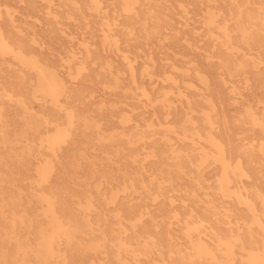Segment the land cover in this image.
<instances>
[{"label": "rangeland", "instance_id": "1", "mask_svg": "<svg viewBox=\"0 0 264 264\" xmlns=\"http://www.w3.org/2000/svg\"><path fill=\"white\" fill-rule=\"evenodd\" d=\"M248 14L263 41L242 39ZM1 16L21 30H0L16 49L0 48V158L30 160L33 201L0 209V264L264 259V0H0ZM71 145L84 171L63 170Z\"/></svg>", "mask_w": 264, "mask_h": 264}, {"label": "bare ground", "instance_id": "2", "mask_svg": "<svg viewBox=\"0 0 264 264\" xmlns=\"http://www.w3.org/2000/svg\"><path fill=\"white\" fill-rule=\"evenodd\" d=\"M126 2H130L131 0H125ZM94 7L99 10L100 9V5L98 3V1L94 2ZM248 29L251 30H242L241 31V35H242V39L249 43V42H253V44L255 42H261L263 41V38L261 36V31H259V28L256 25V18L253 16V14H248ZM85 17H88V15H85ZM152 21L153 22H160V18H158L157 16L153 15L151 16ZM13 28H18V30H21L19 27H17L16 23L14 22L13 18H10L9 21H5L4 18L1 16L0 17V30H12ZM131 27L128 26H123L121 28V30H129ZM0 48L2 50V52L5 53H12L15 55V51L16 49L13 48L12 46L9 45V43L5 40V38L3 37L1 31H0ZM20 53H21V49L19 48ZM17 58H19L20 60H23V57L21 56V54L16 55ZM49 90L51 95H56L59 94L61 91H58L59 89H62L59 87L58 83H52L48 85ZM58 91V92H57ZM64 92L66 93V90H64ZM1 95V93H0ZM23 106H26V104L23 102L22 103ZM1 107V106H0ZM70 115H73V112H69ZM1 120V118H0ZM47 123H49V121H46ZM28 127L29 130L32 131V133L38 128L37 124L34 121H29L28 122ZM30 133V132H29ZM30 135V134H29ZM123 137H126L127 139H131L130 137H128V135L124 134ZM143 135L137 134L136 138H143ZM59 136H55L54 141H56V139H58ZM209 143H211L214 147L219 148L218 140L216 137L211 136L210 139L208 140ZM8 142L6 140V144L5 146H7ZM32 150V149H31ZM32 155V154H31ZM123 160L120 162L121 165H117L116 169H111V173L114 179L117 178H123L124 180V184H126L128 181L132 180V168L131 166L128 164V156H122ZM20 158V157H18ZM82 160L88 161L89 158H87V156L85 155H80L77 156L76 154V146L75 145H71L70 148L67 149V153L64 155L61 163L63 165V170H66L67 166L71 165L73 167H75V164H78V166H76V169H82L81 163ZM30 161L29 159H27V161H21L18 160L17 158H5V157H1L0 158V209H2L3 205L7 204V207H13V208H18L19 206L22 207H26L28 205L32 204V196L29 195L28 189L25 187V183L30 180V163L28 162ZM189 162H193L192 160H189ZM186 161H182L179 160V162L177 163V167L179 169V171L184 172L186 169ZM115 168V167H114ZM84 171V170H83ZM95 172H101V170L99 168H96ZM51 190H53V193H57L58 191L60 192L61 190H63L62 186L59 185H54L52 186ZM41 201L45 202V203H49V204H55L58 202L57 197H49V196H42V199H40ZM6 202V203H5ZM122 210H125L126 207L123 206L121 207ZM51 215H54L55 221L58 224V229L61 230V235L63 234V232L67 229L66 225L64 224V219L60 216V214L55 210V208H53V211L51 212ZM118 217L119 219H126L125 214L123 215L122 212L118 213ZM43 229L41 230V232L38 234V236L42 233ZM8 235V234H7ZM6 235V236H7ZM19 235L17 234L16 237H18ZM65 236L68 237V241L72 240V234L69 232L65 233ZM39 240L40 237H39ZM53 244V243H52ZM120 246L124 249H126L127 252L131 251L130 247L127 248L126 243L121 242ZM155 246H158L155 243ZM52 247V245H51ZM145 251H147V246L144 248ZM141 254H144L143 252ZM40 260V259H39ZM41 264H46L45 262L41 261ZM252 264H264V259L263 258H252Z\"/></svg>", "mask_w": 264, "mask_h": 264}]
</instances>
